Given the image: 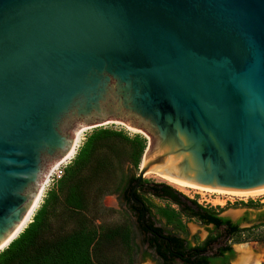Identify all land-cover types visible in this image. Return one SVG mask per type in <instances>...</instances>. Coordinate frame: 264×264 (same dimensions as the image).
I'll use <instances>...</instances> for the list:
<instances>
[{"label":"water","instance_id":"obj_1","mask_svg":"<svg viewBox=\"0 0 264 264\" xmlns=\"http://www.w3.org/2000/svg\"><path fill=\"white\" fill-rule=\"evenodd\" d=\"M103 124L146 140L142 221L148 172L264 190V0H0V252Z\"/></svg>","mask_w":264,"mask_h":264},{"label":"trees","instance_id":"obj_2","mask_svg":"<svg viewBox=\"0 0 264 264\" xmlns=\"http://www.w3.org/2000/svg\"><path fill=\"white\" fill-rule=\"evenodd\" d=\"M146 148V140L140 136L128 138L121 131L111 129H97L91 132L79 148L70 166L65 168L63 176L58 180V193H64L65 205L75 212L86 207V197L82 187V175L100 151L110 153L119 164L123 161L138 171L142 154ZM137 174V173H136ZM136 181V175L128 177L120 187V194L124 203L135 217L137 229L143 236V244L153 256L163 264H228L233 255L231 246L227 243L214 254L206 255V246L224 237L229 241L241 233L240 222L246 217L232 222L222 217L220 211L211 206L199 204L196 199L189 198L174 188L162 184L143 180L135 197L143 202L145 219L141 220L142 209L130 200V190ZM151 195L166 203L158 209V214L164 219V226H157L150 208L141 197ZM49 198L58 199V194L50 191ZM251 207L252 204H244ZM46 202L35 213L32 221L14 239L7 248L0 252V264H94L91 248L94 244L95 232L78 230L70 234L61 235L53 239L46 237L48 229ZM258 226H264V212L258 215ZM194 221L201 225H211L220 232L215 236H208L205 241L195 246L186 238V222ZM173 226L185 233L181 237L178 233L168 231L166 227ZM131 227L111 230L108 237H120L125 246L131 249ZM182 232V233H183ZM149 257V255H146Z\"/></svg>","mask_w":264,"mask_h":264},{"label":"rangeland","instance_id":"obj_3","mask_svg":"<svg viewBox=\"0 0 264 264\" xmlns=\"http://www.w3.org/2000/svg\"><path fill=\"white\" fill-rule=\"evenodd\" d=\"M101 128L121 131L128 138L142 137L139 132L130 131L123 125L103 124L98 127H91L83 132L82 139L75 148L72 158L61 165L62 176L65 168L72 163L86 137L94 130ZM136 173L137 170H134L126 161L119 164L110 153L105 150L100 151L82 175L81 184L86 197V207L77 212L68 208L64 203L65 194L58 193L57 182L60 179L54 177L53 180H47L37 206L29 222L24 227H27L35 213L46 202L48 211L46 237L53 239L78 230L95 232L96 238L91 248V257L94 264H161L143 244V236L137 229L135 217L120 194L121 184L131 175H136ZM143 180L166 184L183 195L196 199L201 204L216 208L220 211L221 216H225L232 221H238L246 217V221H241L239 225L244 230L229 241L226 240L233 250V255L228 264H243L241 261L242 250L250 253L244 264H264V226H258L259 221L257 220L258 215L264 212V195L246 198L218 195L183 188L152 174H146ZM50 191L58 194L57 200L49 198ZM141 197L156 220H160V223L157 222L156 225L164 226V219L159 216L157 211L160 207H164L166 203L151 195L141 194ZM203 198L209 202L206 203ZM249 202L252 204L251 207L244 205L249 204ZM185 225L186 238L191 245L200 244L208 236H215L220 232L214 230L211 225H201L194 221L186 222ZM125 226L131 227V249L125 246L120 237H108L111 230ZM166 229L178 233L181 237L185 236L183 231L182 233L181 230L174 228L172 225L166 227ZM147 254L149 257L146 256Z\"/></svg>","mask_w":264,"mask_h":264},{"label":"bare ground","instance_id":"obj_4","mask_svg":"<svg viewBox=\"0 0 264 264\" xmlns=\"http://www.w3.org/2000/svg\"><path fill=\"white\" fill-rule=\"evenodd\" d=\"M125 127H126L127 129H129L130 131H133V132L136 131V130L132 129V128L129 127V126H125ZM82 135H83V134H82ZM82 135H81V137L79 138V140L77 141V143L75 144V146L73 147V149L70 151V153L68 154V156H67L65 159H63L62 161H60V162L54 164V166L51 168V170L49 171V173L46 175V177H45V179H44L42 185H41L40 188H39V194L37 195V199L35 200V202H34V204H33V208L30 210V213H29L28 216L26 217V219H25V221H24V224L21 226V228L19 229V231L22 230L23 227H24V225H25L26 223L29 222L30 217H31L33 211L35 210V208H36V206H37V203H38V201H39V199H40V196H41V194H42L43 188H44V186H45V184H46V182H47V179H48L49 175H50L54 170H56L59 166H61L62 164H65L68 160H70V159L72 158V156H73V154H74V152H75V148L77 147V145L79 144L80 140L82 139ZM147 174L155 175V174H153V173H151V172H148ZM156 176H158V177H160V178H163V180H166V182L173 183V184H178L180 187H183V188L195 189V190H201V191H205V192H209V193H213V194H218V195H228V196L242 197V198H243V197H244V198H246V197H257V196H260V195H264V190H260V191L251 192V193H247V194H242V195H238V196H236V195H231V194H226V193H221V192H216V191L206 190V189H203V188H200V187H197V186H194V185H190V184H187V183H184V182L178 181V180L170 179V178H167V177H163V176H159V175H156ZM242 254H243V255H242L241 261H242L243 264H244V261H245L246 257H248L250 253H249V252H244V251L242 250Z\"/></svg>","mask_w":264,"mask_h":264},{"label":"flooded vegetation","instance_id":"obj_5","mask_svg":"<svg viewBox=\"0 0 264 264\" xmlns=\"http://www.w3.org/2000/svg\"><path fill=\"white\" fill-rule=\"evenodd\" d=\"M232 221V220H231ZM232 222H237V221H232ZM207 239V238H206ZM205 239V240H206ZM204 240V241H205ZM189 241V240H188ZM227 244V241L224 239V237L218 238L217 241L212 242L210 244H208L206 246L205 249V254L206 255H212L214 254L220 247H224ZM191 246H195V245H191ZM212 248V249H211ZM161 264H163L162 261H160Z\"/></svg>","mask_w":264,"mask_h":264},{"label":"built area","instance_id":"obj_6","mask_svg":"<svg viewBox=\"0 0 264 264\" xmlns=\"http://www.w3.org/2000/svg\"><path fill=\"white\" fill-rule=\"evenodd\" d=\"M62 170H61V166H59L56 170H54L48 177L47 180H53V178L55 177L56 179H60V177L62 176ZM203 197V196H202ZM209 197V196H208ZM207 197V198H208ZM194 199V198H193ZM204 201H206V203H208L209 201H207L205 198H203ZM197 201V200H196ZM199 204H201V202L197 201ZM204 205V204H201ZM206 206V205H204Z\"/></svg>","mask_w":264,"mask_h":264}]
</instances>
